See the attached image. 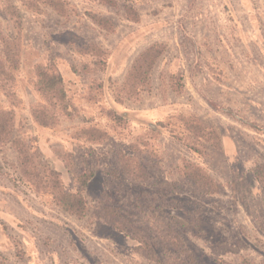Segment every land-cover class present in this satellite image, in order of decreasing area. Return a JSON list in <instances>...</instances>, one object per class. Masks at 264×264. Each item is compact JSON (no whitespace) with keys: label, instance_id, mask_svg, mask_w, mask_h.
Returning a JSON list of instances; mask_svg holds the SVG:
<instances>
[{"label":"rangeland","instance_id":"obj_1","mask_svg":"<svg viewBox=\"0 0 264 264\" xmlns=\"http://www.w3.org/2000/svg\"><path fill=\"white\" fill-rule=\"evenodd\" d=\"M11 1L22 18L17 137L37 151L41 165L60 171L66 190H75L74 173L86 169L94 176L83 192L90 213L78 219L47 193H35L20 178L13 148H0V264H140L126 236L91 218L103 191L131 220L138 218V204L153 208L175 199L180 208L161 216L184 222L178 231L200 264H264V193L256 178L264 165V0H113L112 6L65 0V16ZM90 13L107 19L111 29L94 25ZM0 22L12 31L5 18ZM88 43L105 52L104 68L82 54ZM153 44L164 51L148 91L114 103L132 62ZM39 64L61 73L70 99V116L52 128L37 126L29 115L41 100L34 90ZM173 79L179 83L172 85ZM177 84L182 89L174 92ZM0 107L9 108L1 96ZM109 110L126 125L117 126ZM181 117L214 129L222 150L202 157L188 152L173 138L183 131ZM91 126L105 130L107 141L91 144L77 135ZM137 138L150 144L149 181L109 175L115 152H128ZM183 160L203 167L220 192L202 195L181 181Z\"/></svg>","mask_w":264,"mask_h":264},{"label":"trees","instance_id":"obj_2","mask_svg":"<svg viewBox=\"0 0 264 264\" xmlns=\"http://www.w3.org/2000/svg\"><path fill=\"white\" fill-rule=\"evenodd\" d=\"M108 6L114 5L113 0H96ZM22 5L38 11L40 7H47L60 16L68 12L65 0H20ZM90 21L105 30H110V22L97 16L88 14ZM0 18H5L11 26V32H6L0 22V96L9 108L0 107V148L9 146L16 155V163L21 180L30 185L35 193H47L53 203L68 216L78 219L90 213L89 206L83 195L85 188L93 178V173L86 169L74 173L70 165L68 171L74 173L75 190H66L61 180L59 170L41 165L37 159V151L29 143L17 137L16 115L17 106L16 80L21 64L22 18L17 7L11 0H0ZM164 47L153 44L144 49L132 62L127 74L117 92L113 95L114 103L135 100L148 91L150 75L154 65L163 54ZM82 54L90 55L94 66L104 68L106 65L105 52L100 47L88 43ZM34 90L40 101L29 110L34 124L42 128L55 127L61 117L70 116L71 104L65 89L63 78L56 69L47 64H39L34 68ZM179 83L173 79L172 85ZM101 84L98 85L101 88ZM173 91H181L177 84ZM117 126L124 125L126 118L114 110L107 112ZM180 124L183 131L173 136L192 155L202 157L210 150L221 151L222 143L216 131L206 127L195 117H181ZM126 125V124H125ZM157 126V125H155ZM152 126L151 130L160 131V127ZM251 129L255 126L248 124ZM78 136L87 139L91 144H102L109 135L105 130L91 126L78 132ZM150 144L137 138L128 145V152L117 150L112 157L113 171L109 175L117 179L131 182H148L151 174ZM67 168V167H66ZM178 178L189 182L195 192L205 195L216 194L221 185L215 181L204 169L188 160H183L178 166ZM256 178L264 193V165L258 168ZM109 197L103 191L96 200V205L90 216L112 230L123 234L133 243V254L140 260V264H200L192 253L185 238L178 228H184V222L171 216L174 223L166 222L161 216L162 210H178L179 204L175 199L151 207L137 205L136 220H131L127 213L108 202ZM151 208V210L149 209ZM144 262V263H143ZM216 264H231L225 260H217ZM243 264H250L244 261Z\"/></svg>","mask_w":264,"mask_h":264}]
</instances>
